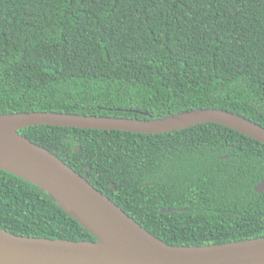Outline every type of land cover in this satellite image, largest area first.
Returning a JSON list of instances; mask_svg holds the SVG:
<instances>
[{"label": "trees", "instance_id": "trees-1", "mask_svg": "<svg viewBox=\"0 0 264 264\" xmlns=\"http://www.w3.org/2000/svg\"><path fill=\"white\" fill-rule=\"evenodd\" d=\"M199 108L264 126V0H0V114L149 119ZM20 133L170 244L264 237V191L254 190L264 143L235 129ZM0 227L98 240L47 191L2 169Z\"/></svg>", "mask_w": 264, "mask_h": 264}, {"label": "water", "instance_id": "water-1", "mask_svg": "<svg viewBox=\"0 0 264 264\" xmlns=\"http://www.w3.org/2000/svg\"><path fill=\"white\" fill-rule=\"evenodd\" d=\"M206 122L222 124L264 143V126L222 108L149 119L55 111L1 113L0 169L47 191L98 240L24 236L0 227V264H264V237L202 246L164 241L58 155L20 133L37 125L165 133ZM254 190L264 191V179ZM76 209L86 212L105 236L75 215Z\"/></svg>", "mask_w": 264, "mask_h": 264}, {"label": "bare ground", "instance_id": "bare-ground-1", "mask_svg": "<svg viewBox=\"0 0 264 264\" xmlns=\"http://www.w3.org/2000/svg\"><path fill=\"white\" fill-rule=\"evenodd\" d=\"M71 211H72V210H71ZM76 211H77V212H76L75 215H79L80 218H81L83 221H85L86 223H88L89 226H90L92 229H94L96 232L100 233L101 236H105V233H104L103 231H101V230L98 228V226H97L95 223H93V222L91 221L89 215H88L86 212H84V211H82V210H78V209H76ZM73 212H74V210H73Z\"/></svg>", "mask_w": 264, "mask_h": 264}]
</instances>
